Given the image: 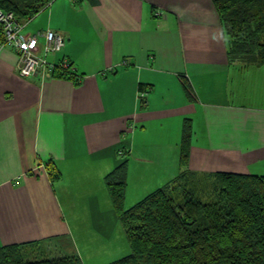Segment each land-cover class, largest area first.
Returning <instances> with one entry per match:
<instances>
[{"label":"crops","instance_id":"0c3cea01","mask_svg":"<svg viewBox=\"0 0 264 264\" xmlns=\"http://www.w3.org/2000/svg\"><path fill=\"white\" fill-rule=\"evenodd\" d=\"M22 23L64 36L48 59L76 72L27 79L0 53V248L125 239L105 176L127 153L131 207L176 180L186 119L192 174L264 176V65L230 57L213 0H54Z\"/></svg>","mask_w":264,"mask_h":264},{"label":"trees","instance_id":"16d2710c","mask_svg":"<svg viewBox=\"0 0 264 264\" xmlns=\"http://www.w3.org/2000/svg\"><path fill=\"white\" fill-rule=\"evenodd\" d=\"M54 0H0V9L21 22L32 19ZM229 40V55L246 65H264V0H213ZM73 67V66H72ZM56 73L53 77L71 78ZM184 87L192 96L191 87ZM143 92V91H142ZM181 165L184 171L165 187L126 208L128 163L125 158L105 176L118 221L130 253L109 264H264V176L218 172L206 177L188 168L192 121L182 128ZM51 182L61 179L54 163L47 166ZM209 181L203 200L187 182ZM192 182V181H191ZM36 245L38 243H35ZM34 245L0 248V264H83L75 254L49 257Z\"/></svg>","mask_w":264,"mask_h":264},{"label":"built area","instance_id":"2783aa9c","mask_svg":"<svg viewBox=\"0 0 264 264\" xmlns=\"http://www.w3.org/2000/svg\"><path fill=\"white\" fill-rule=\"evenodd\" d=\"M161 12H156L159 16ZM31 19H28L30 22ZM25 24L13 12L0 9V53L10 48L18 55V72L23 78H46L56 73L69 74L73 71L71 63L63 59L59 64L48 59L51 53H60L66 40L60 33L48 29L29 35L24 32ZM140 92V97H145Z\"/></svg>","mask_w":264,"mask_h":264},{"label":"rangeland","instance_id":"374dc122","mask_svg":"<svg viewBox=\"0 0 264 264\" xmlns=\"http://www.w3.org/2000/svg\"><path fill=\"white\" fill-rule=\"evenodd\" d=\"M23 21V20H21ZM192 181V182H191ZM190 182L188 181L187 184L190 187L195 189V192L198 193V196L202 198L203 200L207 201V196H206V191L202 189H209V181L207 180H200L196 181V184L194 180L192 179ZM126 208L131 207V203L126 199ZM132 206L137 202L135 199L132 200ZM129 205V207H128ZM121 227L123 229V232L125 234L124 228L121 224ZM93 235V234H92ZM112 236H106L105 234L103 235H97L98 236V242L91 243V244H86L83 246V244H80V248L82 253L79 256L83 260V264H109L114 262L119 256L125 254V253H130V246L127 244V236L124 239V235L118 233L117 229H114V232L111 233ZM108 238V239H107ZM107 240L109 243H107ZM68 242L69 244L72 245L70 241L65 240V237L63 241H58V244H52L50 242H45V243H38L37 245L35 244L33 246L34 252L33 255L40 256L39 253V248H44L47 251V255L49 257H58L60 254H69L70 248H68ZM50 245V246H48ZM127 245V246H126ZM61 248V249H60ZM62 250V251H61ZM63 252V253H62Z\"/></svg>","mask_w":264,"mask_h":264}]
</instances>
